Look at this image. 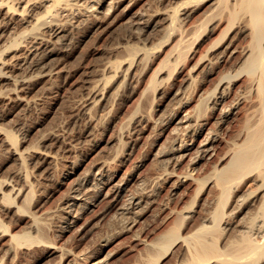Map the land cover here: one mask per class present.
I'll use <instances>...</instances> for the list:
<instances>
[{"label": "bare ground", "instance_id": "bare-ground-1", "mask_svg": "<svg viewBox=\"0 0 264 264\" xmlns=\"http://www.w3.org/2000/svg\"><path fill=\"white\" fill-rule=\"evenodd\" d=\"M117 11H121L122 22L137 32L134 39H139L136 41L141 45L121 41L118 46L116 41L119 50L127 53L106 62L97 74L99 78L88 81L84 111L90 116V129H94L98 120L113 111L120 88L137 81L138 73L142 77L152 57L171 43L142 91L146 98L158 92L175 106L168 112V102L164 108L153 105L154 111L147 106L134 111L128 119L142 129H159L152 155L160 168L151 171L148 186L153 181L152 189L147 190L146 179L150 176L140 175L138 165L124 169L133 154V145L125 147L124 153L119 152L120 147L118 152L93 158L84 166V161L72 156L71 150L60 149L59 144L40 148L31 145L27 132L20 135L0 125V147L11 151L19 164L11 177L0 176L3 258L14 261L34 244L44 246L49 242L45 231L51 228L53 211L39 212L29 205L43 182L38 177L41 168L30 169L27 165V156L31 155L42 159L45 180L65 187V195L57 203L60 216L55 225L61 234L87 228L93 219L101 220L113 209L123 216H140L157 201L160 189L167 188L169 200L177 198L176 205H157L158 214L166 213L162 216V230L152 239L140 240L149 248L150 261H160L181 243V264H264V0H0V97L6 102L29 105L33 100L25 90L27 79L50 75L55 69L61 71L36 60L53 40L67 42L73 37L68 39L71 32L59 26V18L73 16L78 23H101ZM156 34L162 35L153 43ZM54 51L46 55L51 56ZM165 83L169 85L167 90L163 88ZM153 94L150 97L154 98ZM93 110L99 114L96 120L92 118ZM103 125L107 128L106 122ZM120 134L121 130L105 146L122 145ZM180 167L183 169L178 171ZM188 190L192 193L188 194ZM90 214L93 218H87ZM12 217L18 219V226L7 222ZM176 217L193 218L192 222L196 217L195 225L183 228L180 219L171 223ZM135 222L128 228H133ZM107 242V236L103 237L100 250L76 256L73 264H101Z\"/></svg>", "mask_w": 264, "mask_h": 264}, {"label": "rangeland", "instance_id": "rangeland-1", "mask_svg": "<svg viewBox=\"0 0 264 264\" xmlns=\"http://www.w3.org/2000/svg\"><path fill=\"white\" fill-rule=\"evenodd\" d=\"M156 1L157 0H154V1L151 0V2H153V3ZM69 17H70V19L66 20ZM72 17L73 16H68V18H67L66 16H64V19H63V16H62L61 19L59 18L60 21L58 20V24L60 27L64 28L65 30H69V31H67V33L71 32L68 34V39L70 38L71 35L73 36L69 39L70 41L68 40L67 41L68 43H67V42H63L61 40H55V41L53 40V42H51L50 45L48 46L49 48L48 47L44 48V50H46V51H44L45 53L42 52L43 50L41 51L42 54L44 53L43 54L44 57L41 54V52H39V54L36 56V60L41 62V64L44 63L45 65H47V67H51V68H53L54 66H55L54 68L58 67V68H60L61 71L58 72V69H55V71L52 72V74L53 73L54 74L53 75L50 74L51 76L47 75V76L42 77V76L35 75V77L32 76L33 79H32V77H29L30 81H28L29 79H27V83L25 84L27 88L25 90H27L28 93L30 92L28 95L33 100L32 101L33 104H32V102L30 103L32 105H30V104L26 105L24 103L21 104V103H17V102H15V103L11 102L10 103V102L3 101V98L0 97V100L3 101V102L0 101V105H2V106H0V119H1L0 125L4 126V127H8L9 129H13V131L17 132V134H20V135H23L27 132L29 134V137H30L31 145H37L40 148L46 147L45 145H53L54 144V145L58 146V144H59L60 149H62V150L69 149V150H71L70 153L72 156L75 155L74 157H76L78 160L81 159L82 161H84V166H86L90 162V160H92L93 158L102 157L105 155L109 156L115 152H118L120 147L122 150L120 149L119 152L124 153L125 150H127L126 148H128L130 145H133L134 146L133 154H132L130 160L124 166V169L130 168V170H131L135 165H138L136 167V169L140 175L145 174L146 178H147V175H148V177L150 176L149 177L150 179L149 178L146 179V184L148 187L147 190L152 189L151 187L153 186V181L151 182L150 187L148 186V183H150V181L152 180L150 174H152L154 172V170L156 171L157 168H160V165L158 164L157 161H155V159H153V155H152V151H153L152 148H154L153 144L157 142L159 129L156 126L153 128H152V126H149V129H151V130L148 129V126L145 129H142L141 126L136 124V123L130 124L128 122V119L130 118L132 113H134V111H136L138 109H144V107H147V106L153 108V111L158 106H161L164 108L165 106L168 105L167 107H165L166 111L168 109L171 110L175 106V103H173L172 101H169V99H165V97L163 98V96H161V94L158 92H154V94L151 93V95H150V96H152V94H153V97L155 99L150 97V96H149V98H150L149 99V98L145 97L146 95H144L143 91H142L144 89V87L146 86V84L148 83L149 76H150L153 68L156 66L159 59L164 55L163 53H165V51L170 47L171 43H169L170 45L165 44L166 46L164 45L163 48L166 49L167 45H168V48L166 50L163 49V51L161 48V51H159L158 54H156L157 56L152 57L151 61L153 63L150 62V66H149L151 69L148 67L147 70L142 73V77H141V73L140 74L138 73L139 79H138V76H136L137 78H135V79H137V81L134 80L132 85H130L133 87L128 86V87L120 88V90H119L120 93L118 94L117 99L114 102L115 105H113V107H112L113 111L111 109L112 112L110 111L108 115L102 117L101 120L103 122H101V120H98L99 122L97 121L98 124L99 123H101V124H99V125L97 124L94 127V129H90V123H89L90 116L88 114H86L84 111V109L87 107V102H88L87 101V89H86L87 85H88L87 84L88 81L96 80L99 78V75H97V74H98V72H100L99 70L102 69V67L104 66V64L106 62L111 61V60H115L117 58H121V56L123 57L126 55L127 50L123 51V49L121 48V51H120L118 48L121 41L122 42L128 41L131 44H140L141 42L137 43V41H140V40L137 38L134 39V37H135L134 35L137 32L135 30L131 31L132 29L129 28L130 26L127 23L124 22L125 23L124 24L122 22L121 11L120 12L117 11L111 18L106 19V20H102L101 23H100V21L94 22V20H89V21H86L84 23L79 21V23H80L79 24L78 20H75L77 18L73 17V19H72ZM61 20H62V22H61ZM63 20L66 22V24ZM67 22H69V23H67ZM70 22H72L73 25ZM67 24H69V25H67ZM110 24H111V26H110ZM125 25L127 27L128 26L129 27L126 28ZM72 26L73 27L75 26V28H72ZM96 27H97V29H96ZM132 34H133V36H132ZM161 35L160 34L154 35V38L152 40L153 43L158 42L157 40H159L161 38ZM116 41L118 44L116 43ZM69 42H71L72 45ZM59 44L64 45V47L59 46ZM205 45H206V43H204V46ZM204 46H202V48ZM50 47H52V49ZM109 47H111V48H109ZM57 48H58V50H56ZM63 49H65V50L63 51ZM50 50H53V51L55 50V51L53 52V54L51 56H47L46 54ZM113 50L117 51V53L115 54V52H113ZM109 51H111V52H109ZM119 52H120V54H119ZM110 53H111V56H110ZM121 53L122 54L124 53V54L122 55ZM57 55L58 56L61 55V56H59V58H58V57H56ZM45 56L47 57V59H45L46 58ZM53 56L55 59L52 58ZM34 60H35V58H34ZM54 60H55V62H54ZM48 62H50V63H48ZM56 63H57V65H56ZM66 64H67V67H66ZM49 65H54V66L52 67ZM91 70H93L94 72ZM138 80H141V81H138ZM30 85H31V87H30ZM165 86H166V88H165ZM29 87H30V89H28ZM125 88H126V90H125ZM163 88L166 90L169 89L168 83L167 84L165 83L163 85ZM46 96H48V97H46ZM155 96H157V97H155ZM146 99H147V101H146ZM41 100H43V101H41ZM151 102H152V104H151ZM161 102H163V103H161ZM12 103H14V104H12ZM145 103H148V104L144 105ZM157 103L158 104L160 103V104L158 105ZM166 103H167V105H165ZM170 103H172L170 105L171 107H169ZM22 105H23V107H22ZM153 105L156 108L153 107ZM172 105H174V106L172 107ZM95 113H96V111H95ZM93 114H94V110L92 112V118L94 120H96L99 114L98 113H96L94 115ZM109 120L111 121V123H109L110 122ZM27 121H29V122H27ZM85 122H87V123H85ZM105 122L107 124V128L105 127L106 125H103V124H105ZM20 124H22V125H20ZM59 128H61L63 131ZM66 130H68V131H66ZM120 130H121L120 135L122 136V145L117 146V147L115 146L112 148L105 146L106 142L109 139L113 138L114 135H116V132H119ZM39 134H40V136H39ZM56 135L57 136L59 135L58 138L60 140H58ZM129 136H132V137H129ZM61 145L66 146V148L61 146ZM4 149H5L4 147H2V146L0 147V153L2 152L0 154V159H1L0 160V167H1L0 168V176L3 178L11 177L12 174L16 171L15 168L18 169L17 167L19 166L18 162L13 157L11 151H9V150L7 151V149H5L6 150L5 151ZM75 150H76V152H75ZM134 150H135V152H134ZM76 154L77 155L79 154V155L77 156ZM100 154H102V155H100ZM27 159L28 160L26 162H27V165L29 166V168L31 167L30 169H32V168L35 169L38 167L41 168L40 169L41 172H40V170L38 172L40 175L38 177H41V181H43L41 183L42 185L39 187V190L36 192L34 198L30 201L29 205L31 206L32 209L34 208V210H38L39 212L41 210H43V211L48 210L47 212H51V210H52L53 213H51V214L52 215L56 214V215H55V217H54V215L53 216L51 215V217H50L51 219L49 220L51 228L50 229L47 228L48 230L45 231L46 237L49 240L47 245L43 246V244H40V245L34 244L29 249L30 251L28 250V251H26V253H19L18 256H20V257L17 256L14 259V261L11 260L12 264H73L74 263L73 260H75L74 258L76 256H78V258H79L81 256L82 257L84 256L83 253L86 255V254L90 253L91 251L100 250L101 249V245H100L101 239L103 237H106V236H107L108 242H107L105 250L103 252V261L101 264H175V263L181 264L182 260H180V258L182 256H180V255H182V254H180V253L181 252L183 253L182 247H180L181 249L179 248V246H181L180 245L181 243H177L176 244L177 246L176 245L173 246L172 247L173 249L171 248L170 251L162 259H160V261L153 263L152 260L150 261L148 253H147L149 248H147L146 246L143 245L142 242H140V240L142 241L143 238L144 239L145 238L146 239L147 238L148 239L154 238L155 235L160 230H162V228H161V226H163L162 216L164 217V215L166 213H165V211H163V214L165 213L163 215L162 212L158 211L159 213H161V214H158L155 210L157 205H159V204L164 205V204H166V202L170 203L169 206L170 205L171 206L176 205L175 201L177 198L175 199V201L174 200L170 201L169 200L170 197L168 195L169 193L166 191L167 188L160 189V192L157 195V201L154 204H152V206L150 205L148 208H146L147 210L150 208L149 211L145 210L146 212H142V214L140 216H137V217L134 215L123 216L119 213H116V210L113 209V210L108 211L110 213L107 212V214L105 215V217L103 219H101V220L93 219L91 221L92 225L90 224L87 227L88 229L87 228H74L72 231H70L68 233H62L61 234L58 230H56L57 228L55 225L58 224L57 222L59 221L58 219L60 216V214L57 213V207H58L57 203H60V200H62L61 198H63V196L65 195V193H64L65 187L64 186L59 187L55 182H53L52 180L50 181V179L45 180L47 177H45V175L43 174L44 172L42 169H44V168H42V166H43L42 159L35 158L31 155L30 156L28 155ZM12 161H14V162L12 163ZM139 164H141V165H139ZM7 167H8V169H7ZM178 169H179L178 171H181L183 168L180 167ZM151 171H152V173H151ZM3 175H5V176H3ZM41 175H43V177ZM187 193L191 194L192 192H191V190H188ZM188 196H187V199L189 200ZM37 197L39 198V200ZM32 201H33V203H32ZM39 205H40V208H39ZM197 207L200 208V206H197ZM90 215H88L87 218H93L92 214H90ZM130 216H132V218ZM56 217H57V219H56ZM194 218H195L194 221H196V217H194ZM53 219L54 220L56 219L55 224H53L54 223ZM179 219H180V221L182 220L183 228H184V226H186V228H187V226L190 228H193V226L195 225V222L194 221H193L194 223L192 222L193 218L192 219L189 218V220H188L187 218H181V217H176L175 220L172 219L173 222H171V223H174V221L178 222ZM12 221H14V222H12ZM133 221L134 222L136 221L134 224V227L128 228L127 225L131 224V222H133ZM7 222H9V224L11 226H18V224H19L18 219L17 218L15 219V217H14V219H13V217L8 218ZM114 225L118 228H116ZM20 226H24V223H21ZM137 227H139V228H137ZM12 229L17 230V231L27 230V228H12ZM102 232H104V233H102ZM134 234H137V235H134ZM53 247H56L57 249L54 250ZM52 249H53V251H52ZM174 249H176V250H174ZM62 251H63V253H62ZM66 251H67V253H65ZM69 251H71V252H69ZM30 253H32V254H30ZM78 253L80 254V256L78 255ZM3 256H4V251H0V264H11V261L9 259H7V261H6L3 258ZM23 258H25V259H23ZM23 260H25V261H23Z\"/></svg>", "mask_w": 264, "mask_h": 264}]
</instances>
